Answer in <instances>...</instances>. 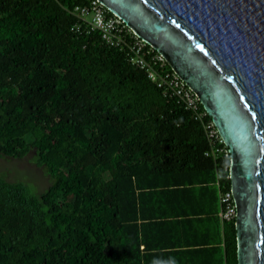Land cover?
<instances>
[{"label": "trees", "instance_id": "obj_1", "mask_svg": "<svg viewBox=\"0 0 264 264\" xmlns=\"http://www.w3.org/2000/svg\"><path fill=\"white\" fill-rule=\"evenodd\" d=\"M88 1L0 0V156L30 154L49 180L34 194L0 177V264H237L210 116L73 34L68 9Z\"/></svg>", "mask_w": 264, "mask_h": 264}, {"label": "water", "instance_id": "obj_2", "mask_svg": "<svg viewBox=\"0 0 264 264\" xmlns=\"http://www.w3.org/2000/svg\"><path fill=\"white\" fill-rule=\"evenodd\" d=\"M197 94L227 147L237 264H264V0H99Z\"/></svg>", "mask_w": 264, "mask_h": 264}, {"label": "built area", "instance_id": "obj_3", "mask_svg": "<svg viewBox=\"0 0 264 264\" xmlns=\"http://www.w3.org/2000/svg\"><path fill=\"white\" fill-rule=\"evenodd\" d=\"M68 11L76 18L70 27L73 34L90 36L92 32H98L102 42L125 51L129 61L142 69L163 94L175 97L195 118L202 120L206 113L199 110L197 94L170 68L165 58L150 43L138 36L121 17L109 11L99 0H89L86 4L69 8ZM204 129L209 143L204 154L215 155L223 152L225 156H229L227 147L219 145L223 142L211 119L204 123ZM219 201L221 219L235 218L236 206L230 189L219 193Z\"/></svg>", "mask_w": 264, "mask_h": 264}, {"label": "rangeland", "instance_id": "obj_4", "mask_svg": "<svg viewBox=\"0 0 264 264\" xmlns=\"http://www.w3.org/2000/svg\"><path fill=\"white\" fill-rule=\"evenodd\" d=\"M0 177L22 182L34 194L42 191L49 182L48 176L34 163L30 154L20 159L0 156Z\"/></svg>", "mask_w": 264, "mask_h": 264}, {"label": "clouds", "instance_id": "obj_5", "mask_svg": "<svg viewBox=\"0 0 264 264\" xmlns=\"http://www.w3.org/2000/svg\"><path fill=\"white\" fill-rule=\"evenodd\" d=\"M153 264H160V262L154 260V261H153ZM166 264H176V261H175L174 258H170V259L166 262Z\"/></svg>", "mask_w": 264, "mask_h": 264}, {"label": "crops", "instance_id": "obj_6", "mask_svg": "<svg viewBox=\"0 0 264 264\" xmlns=\"http://www.w3.org/2000/svg\"><path fill=\"white\" fill-rule=\"evenodd\" d=\"M211 224V223H210ZM210 224H209V227H210ZM209 233H210V235H212V231L211 230H209Z\"/></svg>", "mask_w": 264, "mask_h": 264}]
</instances>
